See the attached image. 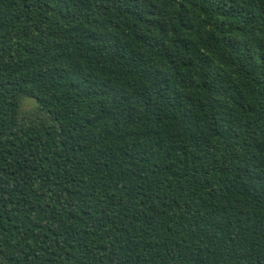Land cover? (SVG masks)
<instances>
[{
    "label": "trees",
    "instance_id": "obj_1",
    "mask_svg": "<svg viewBox=\"0 0 264 264\" xmlns=\"http://www.w3.org/2000/svg\"><path fill=\"white\" fill-rule=\"evenodd\" d=\"M0 264H264V0H0Z\"/></svg>",
    "mask_w": 264,
    "mask_h": 264
},
{
    "label": "rangeland",
    "instance_id": "obj_2",
    "mask_svg": "<svg viewBox=\"0 0 264 264\" xmlns=\"http://www.w3.org/2000/svg\"><path fill=\"white\" fill-rule=\"evenodd\" d=\"M33 104H34L33 99H26L24 102V108L28 109L32 107Z\"/></svg>",
    "mask_w": 264,
    "mask_h": 264
}]
</instances>
